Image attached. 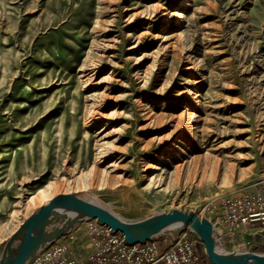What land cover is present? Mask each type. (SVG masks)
I'll list each match as a JSON object with an SVG mask.
<instances>
[{
  "label": "rangeland",
  "instance_id": "374dc122",
  "mask_svg": "<svg viewBox=\"0 0 264 264\" xmlns=\"http://www.w3.org/2000/svg\"><path fill=\"white\" fill-rule=\"evenodd\" d=\"M107 132L122 137L118 171L96 156ZM257 184L264 0H0V261L58 194L94 199L129 222L195 212L223 231L215 207ZM89 221L71 229L79 245ZM186 232L210 264L189 226L165 231L163 244Z\"/></svg>",
  "mask_w": 264,
  "mask_h": 264
},
{
  "label": "built area",
  "instance_id": "2783aa9c",
  "mask_svg": "<svg viewBox=\"0 0 264 264\" xmlns=\"http://www.w3.org/2000/svg\"><path fill=\"white\" fill-rule=\"evenodd\" d=\"M215 208L223 227V231L217 229L216 237L226 251L264 253L249 236L253 225L264 231V184L224 199ZM89 223L84 244L79 245L70 230L68 238L38 251L29 264H200L197 242L187 232L165 244L166 238L161 234L158 239L131 245L122 233L96 219ZM78 248L84 253H76Z\"/></svg>",
  "mask_w": 264,
  "mask_h": 264
},
{
  "label": "water",
  "instance_id": "95a60500",
  "mask_svg": "<svg viewBox=\"0 0 264 264\" xmlns=\"http://www.w3.org/2000/svg\"><path fill=\"white\" fill-rule=\"evenodd\" d=\"M96 219L115 232H120L128 244L151 241L170 228L191 226L205 246L210 264H264V253L256 251H219V241L213 223L195 212L173 209L143 220L129 222L102 204L62 193L28 217L5 245L0 264H29L38 251L67 234L79 221ZM255 244L264 247V234L253 235Z\"/></svg>",
  "mask_w": 264,
  "mask_h": 264
},
{
  "label": "bare ground",
  "instance_id": "6f19581e",
  "mask_svg": "<svg viewBox=\"0 0 264 264\" xmlns=\"http://www.w3.org/2000/svg\"><path fill=\"white\" fill-rule=\"evenodd\" d=\"M106 44V43H105ZM108 44V43H107ZM103 47V46H102ZM109 47V46H108ZM105 50V49H104ZM101 51V50H100ZM92 61V60H91ZM100 62V61H99ZM98 62V63H99ZM102 62V61H101ZM90 63V62H89ZM93 63V62H92ZM97 63V64H98ZM103 63V62H102ZM101 63V64H102ZM96 64V65H97ZM90 65V64H89ZM92 65V64H91ZM94 65V64H93ZM92 65V66H93ZM88 65H87V58H85V60H84V62H83V64H82V66H81V68H80V70H84V67H87ZM89 67H91V66H89ZM95 67H97V66H95ZM86 69V68H85ZM93 69V68H92ZM82 72V71H81ZM112 72V71H111ZM84 74V73H83ZM88 79V78H87ZM108 81H110V79L108 80ZM111 82V81H110ZM145 84L147 83V78L145 79ZM110 86H108L107 88H109ZM110 89V88H109ZM98 93H94L93 94V98L92 99H96L97 97H98ZM93 107L94 108H96V106H92L91 108L93 109ZM99 107H100V109H103V108H106L107 106H97V108L99 109ZM99 111L100 110H97V112L99 113ZM117 112H118V110L117 109H115V110H113L112 112H111V116H113V118H114V115L115 114H117ZM97 114V113H96ZM101 117V116H100ZM104 117V116H103ZM144 118H145V122H146V124L144 125L145 126V128L147 129V128H149L150 126H151V124H152V114L150 113V111L149 110H147L146 112H145V115H144ZM109 124H110V122L109 123H106V124H104V126H103V129H102V131H101V133H104L106 130H107V128H109L108 126H109ZM123 127H124V125H123ZM112 131H116V129H113ZM107 135H108V132L106 133V134H104L103 135V137H102V139L101 140H103V141H101L100 142V144H99V149H98V151H97V153H96V156H98V157H102V158H112V159H114L113 161H111V163L107 166V168H105V170H111V171H113V170H119L120 169V165H119V160L121 159V160H124L125 159V153H121V152H119V150H118V148L117 147H114V145H116L115 143H117V142H120V141H122V137L121 136H118V137H116L115 139H113V140H106L107 139ZM114 137V136H113ZM157 137V136H156ZM156 137H153L152 136V139L150 138L149 140H148V144L147 145H150V143H151V141L154 139V138H156ZM159 137V136H158ZM87 147L90 149V146H88V144H87ZM117 151V154H114L115 152ZM96 159V158H95ZM102 160V159H101ZM100 160V161H101ZM102 161H105L104 159L102 160ZM110 161V160H109ZM98 160L96 161V160H94V162H93V166H97L98 165ZM157 169V166H151V168H150V170H156ZM121 170V169H120ZM214 171H215V169H212L211 170V173H214ZM156 177V176H155ZM150 178V181H152L153 179H154V176H152V177H149ZM41 197H42V199L44 200V201H46V203L53 197V195H52V187H50V188H47V189H45L44 191H42V193H41ZM79 197H81V195L79 196ZM82 198V197H81ZM90 201H92V202H96V203H99V202H97L96 200H94V199H91L90 198ZM100 204V203H99ZM189 228H191V226H189ZM188 229V228H187ZM215 230L217 229V227H215L214 228ZM216 233V232H215ZM216 235V234H215ZM217 236V235H216ZM217 248H218V250L219 251H223V250H225L222 246H221V244L219 243L218 245H217ZM226 251V250H225Z\"/></svg>",
  "mask_w": 264,
  "mask_h": 264
},
{
  "label": "crops",
  "instance_id": "0c3cea01",
  "mask_svg": "<svg viewBox=\"0 0 264 264\" xmlns=\"http://www.w3.org/2000/svg\"><path fill=\"white\" fill-rule=\"evenodd\" d=\"M250 229H251V238H253V235H254L255 233H258V232H261V233L264 234V231H262L258 225H253L252 228H250ZM249 235H250V233H249ZM256 245H257V244H256ZM257 247H258V249H259L260 251H264V247H263V246H259V245H257Z\"/></svg>",
  "mask_w": 264,
  "mask_h": 264
}]
</instances>
